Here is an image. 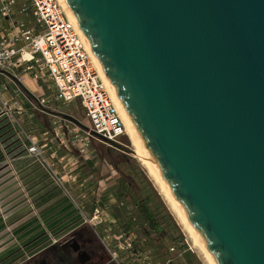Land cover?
<instances>
[{
  "label": "water",
  "instance_id": "95a60500",
  "mask_svg": "<svg viewBox=\"0 0 264 264\" xmlns=\"http://www.w3.org/2000/svg\"><path fill=\"white\" fill-rule=\"evenodd\" d=\"M65 1L217 264H264V0Z\"/></svg>",
  "mask_w": 264,
  "mask_h": 264
},
{
  "label": "built area",
  "instance_id": "2783aa9c",
  "mask_svg": "<svg viewBox=\"0 0 264 264\" xmlns=\"http://www.w3.org/2000/svg\"><path fill=\"white\" fill-rule=\"evenodd\" d=\"M18 10L21 11V14L29 13L32 21L16 18ZM0 17L11 23L10 30L0 36L1 72L15 75L18 71H23L36 81L48 77L54 84L55 97L58 102L69 105L79 101L82 109L86 112L90 125L87 126V129H81L82 131L69 127L65 119L54 116L51 128H53L56 137L64 134V128L68 129L69 143L79 146L85 160L93 159L92 155L95 150H92L90 145L93 139L111 146L110 142L121 145L123 137L128 135V128L123 121L114 96L86 49L83 37L79 35L75 25L69 20L60 1L0 0ZM38 102L39 104L46 103L44 99ZM20 111L21 108H15L10 101L2 98L0 89V117L5 116L8 119L10 129V136L4 142L9 147L7 148L6 144L0 142V150L3 153V161L0 163V179L3 176L13 177L18 185L17 189L24 192L22 195H26L24 202L30 204L27 189L20 179L19 172L14 167V162L19 158H33L73 205L82 220L80 226L86 224H90L92 227L97 224L106 226L108 203L97 200L90 215H86L84 207L78 203L79 199L72 193L71 186L75 185L78 178V175L74 173L75 170L70 169L62 175L58 170L57 162L43 156L42 151L38 150L37 140L28 129L19 123L16 113H20ZM77 128L79 129V127ZM77 142L78 145H76ZM14 145H16V149L13 148ZM42 148H47V145H43ZM8 149L13 151L9 152ZM1 202L0 197V225L5 224L6 226L0 231V239L4 238L5 234L12 237L11 231L14 227L7 226L8 216L3 213ZM100 239L110 258L116 264H124L126 259H121V256L134 254L137 248L136 244L140 241L137 231L133 228L120 234L107 233ZM52 240L56 241L55 238ZM143 240L146 241L147 238L145 237ZM186 245H188L186 252L187 250L193 252V246L188 242ZM175 250L176 247L172 246L170 252ZM164 264H173V261L167 259Z\"/></svg>",
  "mask_w": 264,
  "mask_h": 264
},
{
  "label": "rangeland",
  "instance_id": "374dc122",
  "mask_svg": "<svg viewBox=\"0 0 264 264\" xmlns=\"http://www.w3.org/2000/svg\"><path fill=\"white\" fill-rule=\"evenodd\" d=\"M17 74L24 77L23 82L26 83L28 89L25 86L23 87L30 96L35 98L36 101L37 98L46 101L43 104L35 102L37 109L34 111L36 114L31 117L30 130L28 129L37 140L38 150L42 151L43 156H46L53 162H57L58 170L62 175L66 174V171L70 169L75 170L74 173L78 175V178L75 185L71 186L72 193L79 199L78 203H81L84 207L86 215H90L97 200L110 203L106 226L97 224L95 227H92L90 224H86L82 228L88 229L93 233L102 247L103 244L100 239L102 235L107 233L120 234L132 228L137 231L139 240L141 241L145 238L143 233L144 229H147V225L143 216H141L139 205L140 203H144L146 199H150L152 201L150 210L154 219L157 218L162 222L170 216L174 219L178 228H170V234L173 239L167 237L155 238L157 231L152 230L150 237H146L148 240L147 245L141 244L139 241L136 244L137 248L134 254L121 256V259H126L124 264H139L138 261L142 258L136 257L137 250L140 249V253H144L156 245L162 247L159 249L160 257L164 259L170 258L174 264H208L200 247L195 244L188 230L183 228L179 219L174 214L162 185H160L155 175L147 168L144 159L140 158V156L136 157L132 155L131 151L135 153L134 143L130 139L129 134L123 137L121 140L122 144L119 146H111L110 144L93 139L90 144L92 150H95L92 155L93 159L85 160L81 155L79 146L77 147L69 143L68 139L70 135L68 134V129L64 128V134L60 137H56L54 130L50 131L47 135L43 134L44 123L47 124L49 118L55 119L54 115L50 117L44 110L52 111L57 115H61V113L70 115L76 120L78 119L82 126H89L90 121L79 101L69 105L58 102L55 97L54 84L48 77L36 81L23 71H19ZM13 83H18V81L15 80ZM66 122L69 127H73L75 130H83L82 127L78 129V126H75L71 122ZM19 123L22 124V121L20 120ZM43 145H47V148L43 149ZM76 145H78V142ZM79 145L82 146V144ZM52 154L54 157L50 156ZM61 159L62 161H60ZM86 161H94L95 163L87 165ZM116 162H120L119 171L113 166V163ZM20 167L22 165H18L17 170ZM90 175L93 176L87 179ZM17 186L16 180L11 176H3L0 179L1 205H3V213L7 216L13 215L28 205L23 202L26 199V195H22L24 192L17 189ZM31 215L34 216L33 213ZM156 229L160 231L162 226ZM181 235L184 237L183 241H180ZM186 242L193 246L192 253L195 257L191 261L186 260L184 257V253L188 248ZM2 243L3 241H0V244ZM172 246H175L176 250L170 252Z\"/></svg>",
  "mask_w": 264,
  "mask_h": 264
},
{
  "label": "flooded vegetation",
  "instance_id": "af4514ba",
  "mask_svg": "<svg viewBox=\"0 0 264 264\" xmlns=\"http://www.w3.org/2000/svg\"><path fill=\"white\" fill-rule=\"evenodd\" d=\"M29 200L30 204L23 208L28 215L16 225L18 232L12 230V237L4 236L0 240L3 241L0 264H116L93 233L82 226L53 232L45 223L41 225L43 230L32 223L25 230L21 229L22 223L31 220L32 213L36 214V204ZM5 226L0 225V231Z\"/></svg>",
  "mask_w": 264,
  "mask_h": 264
},
{
  "label": "trees",
  "instance_id": "16d2710c",
  "mask_svg": "<svg viewBox=\"0 0 264 264\" xmlns=\"http://www.w3.org/2000/svg\"><path fill=\"white\" fill-rule=\"evenodd\" d=\"M22 92L25 94L27 98L30 99L32 102H36L35 98L30 96L28 92L24 89V87L19 84ZM37 109V108H36ZM35 110V109H34ZM32 110V113L35 111ZM45 113H47L50 117L52 114V111L44 110ZM47 111V112H46ZM52 120L49 118L47 121V124L44 123V131L43 133H47L49 131H52L53 128L50 126V122ZM8 130L5 132L0 133V142L1 144L5 142L6 138L10 136L9 134V127H7ZM6 144V143H4ZM7 148L9 145H7ZM14 149H16V145L13 146ZM9 152H12V149H8ZM3 161V153L0 150V163ZM119 165L120 162L113 163V166L117 171H119ZM20 179L25 187L27 189L29 198L32 200L33 204H36V212L37 214L34 215V217L28 219V221L22 223L21 229H26L27 226H29L32 223H35L37 227L42 228V223H45V226L47 225L48 229L53 232L56 231H64L65 228L68 230L74 229L78 226H80V223L82 222L81 218H79L77 212L73 208V205L68 201V199L62 194V192L56 187V185L53 183V181L49 178L48 174L43 170L40 164L37 162L33 163V165H30L26 169L22 170L20 172ZM25 201V200H24ZM23 201V202H24ZM152 201L150 199H146L144 203H140L139 205V211L141 213V216H143L144 221L147 225V229H144V237H150L152 230H156V236L155 238H172V235L170 234V228H178L174 219L172 217H168L167 220L160 221L157 218L154 219L152 216L150 205ZM25 209H21L18 212L14 213L11 216L7 217V223L10 226H14L13 231L18 232V225L19 222H22L25 218V216L28 215L24 213ZM162 229L159 231L156 228L161 227ZM184 237L180 236V241H183ZM184 257L186 260H190L195 257V255L191 252L185 251Z\"/></svg>",
  "mask_w": 264,
  "mask_h": 264
},
{
  "label": "crops",
  "instance_id": "0c3cea01",
  "mask_svg": "<svg viewBox=\"0 0 264 264\" xmlns=\"http://www.w3.org/2000/svg\"><path fill=\"white\" fill-rule=\"evenodd\" d=\"M17 15H18V17H16V18H25L26 20L32 21V17L29 13L28 14H21V11L18 10ZM10 28H11V23L7 19L0 17V36L2 34H4L5 32H7V30H10ZM23 79H24V77L18 75L17 73H15V75H13L10 73L0 71L1 96L3 99L10 101L14 105L15 108H21L20 113H16L17 119H18V121H20V120L22 121V125L25 129H29L31 117L34 116V113H32V110L36 109L37 106H35V103L30 101V99L27 98L25 96V94L22 92L19 84H21L22 86H25L28 89V87L26 86V83L23 82ZM15 80L18 81L19 84L18 83L14 84L13 81H15ZM39 100H40V98H37V104H39V102H38ZM52 115L60 116V115H57L56 113H54ZM52 115H51V117H52ZM7 127H8V119L5 116H3V117L1 116L0 117V133L1 132L3 133L6 130H8ZM50 156L54 157L53 154ZM17 162H18V164H17ZM33 163H35V159H33V158H28V157L19 158L14 162V167H15L17 172H20V171L26 169L27 167H29L30 165H33ZM85 163H81V164H85ZM92 163H95V162L94 161L93 162L88 161L87 165H92ZM18 165L19 166L22 165V167H20L17 170ZM92 176L93 175H90L87 179H89ZM108 205H110V203H108ZM140 242H141V244H144V245L148 244V240L144 241L142 239ZM161 248L162 247H159L156 245L153 248H151L149 251H145L144 253H140L141 252L140 249L137 250L136 257L139 259L142 258L140 261H138L139 264H157V263L164 264L166 262V260L170 259V258L164 259V258L160 257L159 249H161Z\"/></svg>",
  "mask_w": 264,
  "mask_h": 264
},
{
  "label": "bare ground",
  "instance_id": "6f19581e",
  "mask_svg": "<svg viewBox=\"0 0 264 264\" xmlns=\"http://www.w3.org/2000/svg\"><path fill=\"white\" fill-rule=\"evenodd\" d=\"M59 1L62 4V6H64L69 20L75 25L79 35L83 37L86 49L91 54L94 65L98 68L102 79L107 83L112 96H114V98H115L118 109L121 112V115L123 117V121L128 128V134L130 136V139L134 143L133 145H134L135 154L137 156H140V158L144 159V163L146 164L147 168L151 171V173L153 175H155V177L157 178V181L160 183V185H162L165 196H166L167 200L169 201V204L171 205V208H172L174 214L179 219L183 228L185 230H188V232L190 233L191 237L193 238L195 244L200 247V250L202 251V254H203L205 260L207 261V263L208 264H217L216 260L211 255L209 249L201 241V238L199 237L197 231L194 230L190 219L188 218L187 215L184 214V212L180 208L178 201L173 196L168 185H166V182L164 180V177H163L161 171L158 169L157 164L155 163V160L152 158V156L149 154L148 150L146 149V146H145L144 142L141 140L140 135H139L135 125H133L127 111L124 109L123 104L121 103V101L119 99V96H117V93H116L113 85L109 81L107 75H105L103 67L100 65L94 51H92V48H91L88 40L83 35L81 28L79 26V23H78V21H76L73 13L71 12L69 6L66 3V1L65 0H59Z\"/></svg>",
  "mask_w": 264,
  "mask_h": 264
}]
</instances>
